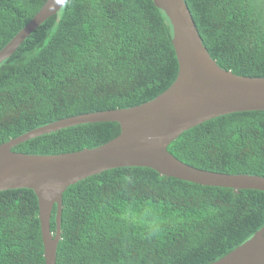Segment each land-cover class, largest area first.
Segmentation results:
<instances>
[{
	"label": "trees",
	"instance_id": "obj_1",
	"mask_svg": "<svg viewBox=\"0 0 264 264\" xmlns=\"http://www.w3.org/2000/svg\"><path fill=\"white\" fill-rule=\"evenodd\" d=\"M44 2L0 0V50ZM185 2L219 66L264 77V0ZM177 72L172 26L152 0H68L0 63V144L61 118L149 101ZM119 132L117 122L78 124L12 150L74 152ZM168 151L197 168L264 176V110L206 120ZM62 202L56 264H209L264 225V191L201 185L149 167L86 177L64 191ZM0 264H45L30 188L0 191Z\"/></svg>",
	"mask_w": 264,
	"mask_h": 264
},
{
	"label": "water",
	"instance_id": "obj_2",
	"mask_svg": "<svg viewBox=\"0 0 264 264\" xmlns=\"http://www.w3.org/2000/svg\"><path fill=\"white\" fill-rule=\"evenodd\" d=\"M67 1L45 0L32 19L0 50V63ZM152 2L172 26V45L178 61L177 76L166 90L135 106L61 118L0 144V191L30 188L35 192L45 264H56L64 191L105 170L149 167L160 175L201 185L264 191V176L197 168L168 151L169 144L182 132L206 120L238 111L264 110V77L237 75L219 66L204 46L185 0ZM94 122H117L120 132L99 146L74 152L26 154L12 150L39 135ZM54 206L56 229L52 232ZM209 264H264V225Z\"/></svg>",
	"mask_w": 264,
	"mask_h": 264
},
{
	"label": "clouds",
	"instance_id": "obj_3",
	"mask_svg": "<svg viewBox=\"0 0 264 264\" xmlns=\"http://www.w3.org/2000/svg\"><path fill=\"white\" fill-rule=\"evenodd\" d=\"M151 232L154 234L158 230V224L154 221L152 225H150Z\"/></svg>",
	"mask_w": 264,
	"mask_h": 264
}]
</instances>
